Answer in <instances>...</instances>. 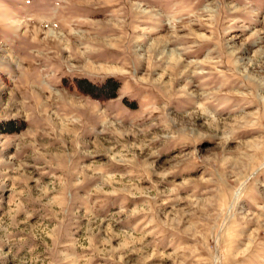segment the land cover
Returning <instances> with one entry per match:
<instances>
[{"label":"rangeland","instance_id":"1","mask_svg":"<svg viewBox=\"0 0 264 264\" xmlns=\"http://www.w3.org/2000/svg\"><path fill=\"white\" fill-rule=\"evenodd\" d=\"M0 264H264V0H0Z\"/></svg>","mask_w":264,"mask_h":264},{"label":"trees","instance_id":"2","mask_svg":"<svg viewBox=\"0 0 264 264\" xmlns=\"http://www.w3.org/2000/svg\"><path fill=\"white\" fill-rule=\"evenodd\" d=\"M84 83L87 85L86 87H88V89L96 87V85L91 83V82L84 81ZM110 84L112 85L113 88L117 86V83L115 81L111 80V79H108L107 81H105L102 86L105 88V87H107Z\"/></svg>","mask_w":264,"mask_h":264}]
</instances>
